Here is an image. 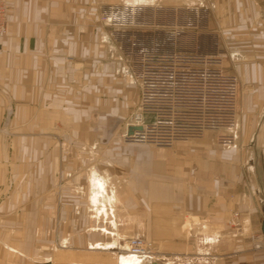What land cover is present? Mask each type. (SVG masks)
Instances as JSON below:
<instances>
[{
  "label": "crops",
  "instance_id": "1",
  "mask_svg": "<svg viewBox=\"0 0 264 264\" xmlns=\"http://www.w3.org/2000/svg\"><path fill=\"white\" fill-rule=\"evenodd\" d=\"M155 1L9 0L8 32L0 37V126L11 111L10 127L35 128L34 113L42 110L49 122L75 131L67 142L77 149L64 154V174L82 195H63L56 239L65 244L47 252V264H264V248L252 240L254 233H264V30L240 34L247 19L264 17V0L207 4L223 18V46L243 54V60L227 64L238 80L232 146L214 130L171 146L117 136L138 101L139 77L126 62L127 71H117L123 65L118 47L102 35L98 20L108 12L102 6L132 16ZM39 103L46 109L36 108ZM104 122L109 126L103 130ZM28 139L34 144L28 137L15 144ZM0 144L5 145L2 138ZM19 155L10 156L15 178L22 176L15 168ZM28 156L30 164L37 162V147ZM5 157L0 152V179ZM28 175L36 181L43 173ZM44 176L53 188L54 172ZM56 200L52 191L45 204ZM17 203L15 198L0 204ZM43 223H53L48 212L36 227ZM133 236L150 240L154 254L117 250ZM54 239L47 234V242Z\"/></svg>",
  "mask_w": 264,
  "mask_h": 264
},
{
  "label": "rangeland",
  "instance_id": "2",
  "mask_svg": "<svg viewBox=\"0 0 264 264\" xmlns=\"http://www.w3.org/2000/svg\"><path fill=\"white\" fill-rule=\"evenodd\" d=\"M210 1L156 0L152 8H149V10L143 9V11L136 12L132 16H126L123 8L112 7L111 9L109 6H102V9L108 11L103 10L98 20L99 26L102 28V35L110 37L111 41L116 44L118 47L117 58L123 62V65L118 67L117 71L125 73L129 67L139 77L138 101L137 97L134 98L128 120L124 122L122 130L118 132L117 136L126 140L124 134L127 125L134 120L135 114L142 108L140 74L146 56H161V66L164 64L169 66L170 59H172L170 57L173 56H175L173 59H176V56L206 58L203 63L177 61L172 67L177 70H186L192 66L198 68L204 65L216 66L224 75H230V77L236 79L238 93V80L234 74L229 72L227 64L228 61L235 59L243 60V54L241 50H228L223 46V18L215 15L214 8L212 11L208 9L207 4ZM104 4L106 3L103 1ZM117 4L122 5L121 1ZM259 9L262 15L263 8ZM263 19L264 17H260V14L253 20L247 19L246 27L243 29V33L240 34L245 35L248 33L252 35L254 28L259 31L264 30V25L261 24ZM208 58L217 60L208 63ZM232 66L233 64L230 65L231 68H233ZM102 98L109 99V97L104 96ZM236 102L232 117L235 125L230 129L214 130L221 142L222 135L226 134V137L231 141L230 146L235 144L238 95L236 96ZM40 107L46 109L40 103L36 105V108L39 109ZM38 111L34 113L33 118L34 123L37 124L35 128L22 127L15 129L10 127L11 111H7L0 126V138L5 142V145L0 144V149H2L0 152L2 155H6L5 159L1 161L2 167L4 165L6 168V173L5 177L0 179V203L14 201L15 198L18 200L17 204H0V264H47L49 260H52V256H47V252H51L54 247L57 251L65 244L63 241L56 239L57 236H60L62 226L63 195H71L72 197L82 195L78 184L72 181L71 177L67 179L64 174V154L68 151L73 152L72 149L74 148L77 149V145L70 144L68 146L67 142L69 138L75 136V131L72 128L64 127L60 121L49 122L45 118L46 114L41 112L42 110ZM147 119L151 121L154 118L149 115ZM108 126L107 122L101 124L103 130ZM210 131L212 130L207 132ZM88 134L89 131L87 130ZM19 137L31 138L34 144H29L30 139L27 142L22 141L21 144H15L16 138ZM31 146L33 148L37 147L38 153V161L32 162V164H30L28 156ZM13 153L20 154L15 168H19L17 172H20L22 176H16V178L11 172L13 161L10 156ZM35 169L40 174L43 173V176H38L36 181L35 177L28 175L29 171ZM53 172L55 175L54 186L51 188L52 184L48 185L47 177L44 175ZM52 191L55 192L57 197L56 204H45ZM47 212L48 218L52 219L53 223L47 226L43 223L42 226L37 225L36 227L37 219L41 216L45 219ZM231 223L236 224L234 219L231 220ZM48 229L49 233H47ZM47 234L54 235L53 244L46 241ZM128 240H121L117 250L125 253L123 248H125ZM151 244L153 246L152 242ZM126 253L128 254V252Z\"/></svg>",
  "mask_w": 264,
  "mask_h": 264
},
{
  "label": "built area",
  "instance_id": "3",
  "mask_svg": "<svg viewBox=\"0 0 264 264\" xmlns=\"http://www.w3.org/2000/svg\"><path fill=\"white\" fill-rule=\"evenodd\" d=\"M9 9V0H0V37L8 32ZM176 57H170L169 66H161V56H146L140 74L142 108L128 123L124 134L129 142L171 146L179 140L202 138L209 130L230 129L235 125L232 117L237 103L236 79L213 65L177 70L172 67L177 61L203 63L206 58ZM208 59V63L217 60ZM149 115L154 119L149 121ZM131 126L142 129L130 133ZM221 140L226 145L231 142L226 134ZM252 240L255 248H264V233H254ZM125 250L136 257L154 254L151 242L141 236L131 237Z\"/></svg>",
  "mask_w": 264,
  "mask_h": 264
},
{
  "label": "water",
  "instance_id": "4",
  "mask_svg": "<svg viewBox=\"0 0 264 264\" xmlns=\"http://www.w3.org/2000/svg\"><path fill=\"white\" fill-rule=\"evenodd\" d=\"M135 129H142V126H131L130 129H129L130 133H132L133 130H135Z\"/></svg>",
  "mask_w": 264,
  "mask_h": 264
},
{
  "label": "bare ground",
  "instance_id": "5",
  "mask_svg": "<svg viewBox=\"0 0 264 264\" xmlns=\"http://www.w3.org/2000/svg\"><path fill=\"white\" fill-rule=\"evenodd\" d=\"M132 256H133V255H132ZM93 257H94V256H93ZM93 257H92V259H94Z\"/></svg>",
  "mask_w": 264,
  "mask_h": 264
}]
</instances>
